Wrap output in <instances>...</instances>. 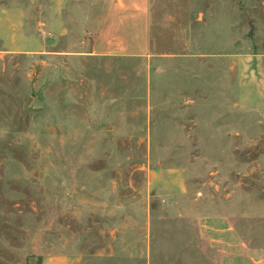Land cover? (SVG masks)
<instances>
[{
  "label": "rangeland",
  "instance_id": "1",
  "mask_svg": "<svg viewBox=\"0 0 264 264\" xmlns=\"http://www.w3.org/2000/svg\"><path fill=\"white\" fill-rule=\"evenodd\" d=\"M147 4L0 0V264H264V0Z\"/></svg>",
  "mask_w": 264,
  "mask_h": 264
},
{
  "label": "crops",
  "instance_id": "2",
  "mask_svg": "<svg viewBox=\"0 0 264 264\" xmlns=\"http://www.w3.org/2000/svg\"><path fill=\"white\" fill-rule=\"evenodd\" d=\"M94 47L104 54H145L149 46L147 0H103ZM101 47L105 48L104 50Z\"/></svg>",
  "mask_w": 264,
  "mask_h": 264
}]
</instances>
